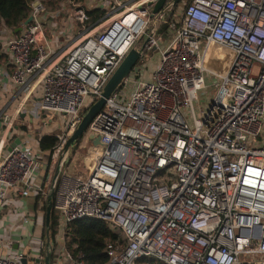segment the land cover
<instances>
[{
    "label": "built area",
    "instance_id": "obj_1",
    "mask_svg": "<svg viewBox=\"0 0 264 264\" xmlns=\"http://www.w3.org/2000/svg\"><path fill=\"white\" fill-rule=\"evenodd\" d=\"M154 4L32 0L19 35L0 27V90L18 101L0 134V208L35 191L44 218L53 189L54 242L62 243L55 259L68 264H86L64 242L68 224L81 219L103 220L120 236L107 244L109 264H264V0H187L152 17ZM97 8L104 16L62 49L46 39L58 19L85 26ZM144 42L142 57L158 53L155 69L146 77L136 65L106 100L84 134L93 162L82 177L70 175L65 146L84 108ZM18 114L45 126L58 115L64 124L42 187L34 183L42 155L29 139L8 150ZM43 229L25 250L7 247L0 264H43Z\"/></svg>",
    "mask_w": 264,
    "mask_h": 264
},
{
    "label": "trees",
    "instance_id": "obj_2",
    "mask_svg": "<svg viewBox=\"0 0 264 264\" xmlns=\"http://www.w3.org/2000/svg\"><path fill=\"white\" fill-rule=\"evenodd\" d=\"M31 2L32 0H0V27L6 29L11 35H19V32L15 33V30L21 27L24 21L30 16ZM52 6H54V3ZM86 15L88 16V22L85 26L77 24V32H82L97 23L104 16V12L97 8L87 11ZM164 30L165 28H160V32ZM142 42L143 41L140 40V44ZM5 62V58H0V65ZM93 103L94 102L88 103L83 110V114H85L88 107ZM84 136L85 135L79 138L74 147H72L71 155H73L79 147ZM37 143L41 153L50 155L51 150L56 144V138L51 134L43 135L38 137ZM45 210L46 209H44V211ZM43 223H45V214ZM57 224V218L53 210H51L49 236L53 242V246L57 244L54 242V236L57 232ZM64 237L65 246L71 252L72 256L76 257L79 254L86 264H109V258L106 253L107 244L111 241L118 242L120 239V236L117 235L105 221L98 219H81L69 223L65 230ZM54 251L51 264H53L55 260ZM142 263L161 264L152 259L143 260Z\"/></svg>",
    "mask_w": 264,
    "mask_h": 264
},
{
    "label": "crops",
    "instance_id": "obj_3",
    "mask_svg": "<svg viewBox=\"0 0 264 264\" xmlns=\"http://www.w3.org/2000/svg\"><path fill=\"white\" fill-rule=\"evenodd\" d=\"M10 97V94L0 90V104L2 103V107L0 108V134L4 130H7V127L4 128V126L8 124L7 118H10V116L12 117L17 108L18 101L12 100ZM22 116V119L25 117V119L31 123L28 115L25 116L22 114ZM16 130L17 129L14 128L12 134L10 133L8 135L14 136V139L25 136V134L19 133ZM26 138L29 139L27 135ZM30 146L36 153L41 154L43 157L45 153L39 151L37 142L32 144L30 141ZM41 166L44 167V164ZM46 175V168L41 170L40 167L34 181L36 188L43 186ZM24 218L28 219L26 223L24 222ZM43 222V212L37 209L35 191L27 198L15 196L12 200L6 202L4 207L0 208V240L3 241V243L0 244V255L7 252V247L12 250H25L27 243H29L31 239H41L44 234ZM54 253L56 256V251ZM53 264H68V262L64 259H55Z\"/></svg>",
    "mask_w": 264,
    "mask_h": 264
},
{
    "label": "rangeland",
    "instance_id": "obj_4",
    "mask_svg": "<svg viewBox=\"0 0 264 264\" xmlns=\"http://www.w3.org/2000/svg\"><path fill=\"white\" fill-rule=\"evenodd\" d=\"M187 0H180L174 7L175 13L182 10V8L185 6ZM52 7V5H50ZM70 10H68L69 12ZM67 24V20L65 18H60L57 21L56 25H59L58 27H53L48 30V32L45 34L46 39L53 41V45H55V50H60L64 46L68 44L71 37L68 35H74L76 34V23L71 22V28H66L65 25ZM161 34V33H158ZM54 50V51H55ZM158 53L155 51H146L143 54L142 59H140L138 65H144V74L146 77H148L152 71L156 67ZM256 72V70H255ZM212 80H214L212 77L207 80V84H211ZM213 85H211V88L206 91V95L208 98H212L214 95L215 89L213 88ZM204 100V97L202 98ZM33 101L31 100V110L33 106ZM2 104V103H1ZM0 104V108L2 107ZM28 103L26 104V106ZM11 110V109H10ZM4 126V125H3ZM6 126H4L5 128ZM16 128L19 133L25 134L29 137V142L31 141L32 144H35L37 142L38 137L43 135H56L60 133V131L64 128V124L62 119L58 115H54L51 118L47 119V125L42 122L41 118L34 116L31 119V123L28 122L25 117L22 119L20 114L17 115L15 121L11 125V129L9 131V134L13 132V129ZM14 138V136H13ZM95 145V144H94ZM90 145L88 143L87 137L84 136L81 140V143L79 147L76 149V151L73 153L72 157V166L69 170V174L75 177H82V173L87 170L89 165L93 162L92 157L90 155L87 156V151H89ZM95 148V147H94ZM90 153V152H89ZM91 154V153H90ZM92 155V154H91ZM42 159V164H44V167L41 166V170L46 168V164L48 163L49 155L44 154ZM62 248V243L59 240L57 244L55 245V251L57 255H60V251ZM54 251V252H55Z\"/></svg>",
    "mask_w": 264,
    "mask_h": 264
},
{
    "label": "water",
    "instance_id": "obj_5",
    "mask_svg": "<svg viewBox=\"0 0 264 264\" xmlns=\"http://www.w3.org/2000/svg\"><path fill=\"white\" fill-rule=\"evenodd\" d=\"M155 4L153 6L151 16L155 13H157L164 5L166 0H154ZM180 0H171L166 7H169L170 10L174 8V6L179 2ZM31 17L29 16L23 23V26H26L30 23ZM152 26H155V22L153 21ZM21 27L17 28L15 30V33H18L21 31ZM146 42L142 44V46L136 50L135 48H132L129 50V52L126 54V56L123 58L119 66L116 68V70L113 72V74L110 76L104 87L102 88V92L100 94V97L96 102H94L90 107H88L87 111L85 112L84 116L81 119V122L79 123L77 129L74 131V133L71 135V137L68 139L65 148H72L76 144L79 138H81L87 131V128L93 118L101 111L103 108L106 100L117 90V88L122 84L124 79H126L129 75V73L132 71V69L139 64L140 59H142V52L143 48ZM22 116V114L20 115ZM23 117V116H22ZM30 121L32 119V115H28ZM19 143V139H16L14 143L11 144V146L8 148V150L12 149L16 144ZM95 145L99 143V137H97L94 142ZM58 175V170L55 172L54 179ZM52 197H53V189L50 190L48 200H47V206L45 211V243H46V253L45 257L43 259V264H51L52 259V252L50 251V238H49V222H50V214H51V208H52ZM22 264H25V261L23 260Z\"/></svg>",
    "mask_w": 264,
    "mask_h": 264
}]
</instances>
